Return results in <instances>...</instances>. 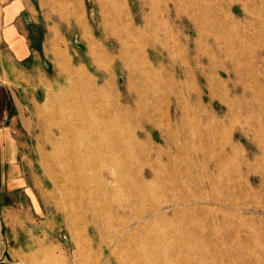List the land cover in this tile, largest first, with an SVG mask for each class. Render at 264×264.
Instances as JSON below:
<instances>
[{
	"label": "rangeland",
	"instance_id": "obj_1",
	"mask_svg": "<svg viewBox=\"0 0 264 264\" xmlns=\"http://www.w3.org/2000/svg\"><path fill=\"white\" fill-rule=\"evenodd\" d=\"M180 1L179 7L187 6L197 15L202 8L211 10L212 18L221 11L228 26L240 33L244 43L240 44L239 36L227 35L230 51L219 54L193 30L186 13L176 14L172 2L154 0L150 5L146 0H123L122 24L128 18H136V26L142 28L144 23L138 20L141 16L157 19L161 24L158 35L150 37L143 33L126 40L137 49L149 38L160 39L157 51L150 50L151 55L147 54L155 63L156 74L145 83L126 74L119 60L111 62L120 55L117 36L122 29L109 0H68L73 19L66 31L68 42L63 46L67 45L74 60L65 61L61 83L34 117L37 145L34 155L40 161L37 167L47 191L39 197L41 209L37 208L32 213L33 221L28 222L30 253L24 264L114 261V253L106 247L109 236L100 241L86 232L88 220L78 201L73 208L65 199L62 146L66 141L86 142L91 138L96 110L109 109L119 97H130L129 103L122 100L126 106L134 107L137 100L146 103L145 98L154 96L151 91L163 96L160 102L152 101L156 110L139 129L150 153L151 168L162 172L165 164L170 169L172 158L171 162L169 158L161 160L156 156L168 151L192 173L198 169L206 176L212 174L210 178L217 183L221 181L220 185L192 190L196 196L223 193L227 203L211 197L209 202L192 201L175 206L171 203V191H157L164 180L147 176L146 180L162 200L156 202L151 195L152 203L138 202L125 217L134 218L140 211L149 210L141 224L133 220L130 228L138 247L131 241L133 253L119 252V258L127 264H264V0ZM165 5H169V16L163 14ZM163 42L166 46L161 45ZM175 82H187L193 94L189 100H180L178 114L168 112L167 107L171 101L169 90ZM94 85L104 89L103 94L91 91ZM196 93L201 98L196 99ZM198 103L203 110L197 109ZM138 123L139 117L132 118L130 126L135 128ZM136 162L129 166L133 184L136 176L149 168L143 160L142 164ZM233 169H239V174L234 175ZM226 183L234 186L235 192L232 188L226 190ZM175 190V197H192L189 191ZM187 218L193 224L191 227ZM178 219L184 222L179 237L169 232ZM138 225L141 229L145 225L140 232H136ZM185 228L192 233L189 239L182 237ZM187 246L191 249L189 254Z\"/></svg>",
	"mask_w": 264,
	"mask_h": 264
},
{
	"label": "bare ground",
	"instance_id": "obj_2",
	"mask_svg": "<svg viewBox=\"0 0 264 264\" xmlns=\"http://www.w3.org/2000/svg\"><path fill=\"white\" fill-rule=\"evenodd\" d=\"M154 0H146L145 3L153 4ZM172 2L176 9V14L178 16L181 13H186L191 19V26L200 36L203 37V42L206 43L210 49H214L219 54H228L229 49L226 45L227 35L239 36L240 44L243 45L244 39L240 37V33L235 29L228 26L224 18V14L221 11L213 14L215 18H212L211 10L202 8L201 14L197 15L190 12L189 7L185 6L183 8L179 7L181 4L180 0H168ZM123 0H109L110 6L115 10V14L119 19L118 23H121V32L117 36V44L120 47V55L116 59L115 57L111 60L113 64L119 60L121 68L128 75H132L135 79L142 82H149L152 77L156 74L155 63L147 57L151 55V51H157V44L160 39H151L145 41L137 49L131 44H127L126 40L135 39L139 35L146 33L150 37L153 35H158L161 31V24L157 19H147L141 16L140 21H142L143 27L139 28L136 26V18H128L126 23L122 24V15L125 10V5ZM195 5V4H194ZM169 5H165L163 9V14L169 16L170 8ZM241 6V5H240ZM100 9V8H99ZM239 13V12H238ZM162 14V15H163ZM127 15V14H126ZM125 16V15H124ZM123 16V17H124ZM128 16V15H127ZM125 18V17H124ZM162 22V21H161ZM190 41V40H189ZM224 42L225 45H221ZM162 46H166V43H161ZM125 49L127 51H125ZM128 52V54H127ZM253 55H255L253 51ZM214 57L212 56V59ZM196 63V61H194ZM184 73L185 71L182 70ZM94 93L103 94L104 89L97 86H92L91 91ZM150 90H148L149 94ZM154 96H148L145 98L144 102H134V107L126 106L122 103V100L129 103L130 97L116 98L112 102L111 106L107 110H96L97 121H95L94 127L91 129V138L86 142H77L75 140L66 141L63 144L62 154L60 159L64 160L65 167V199L68 204L72 203V207L75 208V201H78L80 211L83 212L84 216L87 218L88 222L85 223V231L92 233L94 236L98 237L100 241H104L105 235L110 238L109 243L106 244L107 248H111L112 253H114V261L111 260V264H127L119 258L118 253L123 254L133 253L130 242L134 241L136 248L138 247V241L135 239L133 234L130 232L133 220L143 222L144 214L149 212V210H142L134 218H125L128 213L134 209L135 205L140 203H145L150 201L151 195L154 196V200L159 202L157 192H154L152 183L146 180L147 176H151L153 179L164 180L160 188L157 189L160 192H165L166 190L171 191L173 197L171 198V203L178 206L180 203L189 204L192 201L209 202L212 198L219 203H227V200L222 197V194H216L214 196H209V194L198 197L194 194L192 190L205 189L207 186L220 185L221 181H215L210 178L212 174H207V176L196 169L192 173L191 169L180 165L177 159L170 152H160L156 156L163 160L165 157L169 158L172 163L170 164V169H166V165L163 164L162 172L158 170H153L150 153L147 151L145 143L140 138V127L150 119L151 114L155 112L156 105L152 104L154 101L163 99L162 95L151 91ZM171 96V101L169 103L168 112L173 111L178 114L181 108L180 100L185 98L189 100L193 97L191 92V87L187 82H180L174 84L173 88L169 90ZM201 98V95L196 93V99ZM151 99V102H147ZM90 107V106H89ZM133 109H131V108ZM199 110H203L202 105L198 103ZM107 115V119L102 116ZM140 118V123L136 124L135 128L130 126V122L133 119ZM239 123V122H238ZM80 137V136H78ZM171 147V146H170ZM226 153V150H223ZM134 160L143 163L146 167L136 176V184L131 182L130 174V163H134ZM136 162V163H137ZM163 162V161H162ZM195 165L197 161H194ZM142 164V163H141ZM115 166V168H114ZM116 167L119 172H116ZM78 170V171H77ZM140 171V169H138ZM137 170V171H138ZM239 169H233L232 173L234 175L239 174ZM92 171V172H90ZM138 171V173H139ZM222 169V174H223ZM77 174V175H76ZM140 180V181H137ZM166 181V182H165ZM226 183L224 188L230 190L232 188L235 192L236 188L229 186ZM175 189H180L182 192L189 191L190 197L187 196L175 197ZM225 189L223 191H225ZM212 197V198H211ZM190 200V201H189ZM152 203V201H150ZM212 204V203H211ZM179 222L173 223V228L169 230L175 236H178V231L180 226L183 227L184 222L178 219ZM187 223H189V218H187ZM193 224L189 223L188 227ZM145 226V225H144ZM144 226L142 229H144ZM141 226L138 225L137 231H141ZM139 231V232H140ZM164 233V238H165ZM192 233L188 228L182 231V237L191 238ZM188 238V239H189ZM186 241V240H185ZM176 242L179 244L178 239ZM186 244L187 241H186ZM145 247V246H143ZM174 247H177L174 245ZM177 249V248H175ZM138 250V249H137ZM171 251L174 250L173 247L170 248ZM137 253L139 251H136ZM191 253L189 246L186 248V254ZM117 254V256H116ZM101 263V262H99Z\"/></svg>",
	"mask_w": 264,
	"mask_h": 264
},
{
	"label": "crops",
	"instance_id": "obj_3",
	"mask_svg": "<svg viewBox=\"0 0 264 264\" xmlns=\"http://www.w3.org/2000/svg\"><path fill=\"white\" fill-rule=\"evenodd\" d=\"M72 19L68 0H0V264L30 253L28 222L47 191L34 117L74 60L63 46Z\"/></svg>",
	"mask_w": 264,
	"mask_h": 264
}]
</instances>
